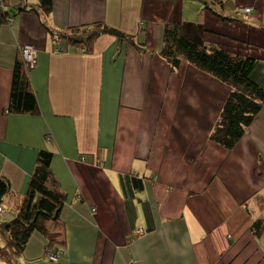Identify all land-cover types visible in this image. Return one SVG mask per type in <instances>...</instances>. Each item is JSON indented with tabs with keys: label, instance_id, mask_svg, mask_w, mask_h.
<instances>
[{
	"label": "crops",
	"instance_id": "obj_1",
	"mask_svg": "<svg viewBox=\"0 0 264 264\" xmlns=\"http://www.w3.org/2000/svg\"><path fill=\"white\" fill-rule=\"evenodd\" d=\"M21 3L37 0H10ZM39 14L18 13L0 29V178L10 184L0 264H264V240L251 231L264 194V110L226 150L210 137L231 88L159 56L167 24L199 23L206 46L255 60L252 78L264 87V0H53V30L104 22L145 52L104 35L83 53L57 43ZM26 45L36 51L38 112L13 115V68ZM41 150L54 154L66 197L59 224H49L65 246L52 254L34 233L10 256L1 226L15 218ZM120 175L145 179L129 207Z\"/></svg>",
	"mask_w": 264,
	"mask_h": 264
},
{
	"label": "trees",
	"instance_id": "obj_2",
	"mask_svg": "<svg viewBox=\"0 0 264 264\" xmlns=\"http://www.w3.org/2000/svg\"><path fill=\"white\" fill-rule=\"evenodd\" d=\"M0 4H2L0 29L6 23L12 22V18L18 13L34 12L40 15V12L41 17L44 18L43 26L48 29L57 43L65 41L74 49H81L91 54L94 52L97 40L101 36L109 35L121 43H128L137 50L146 51L145 46L138 44L134 36L104 22L69 27L62 31L53 30L46 23L53 13V0H37V3L31 6L21 3L17 7H12L10 0H0ZM205 33V27L199 23L167 24L159 56L172 69H178L183 62H188L231 88L221 121L210 137L211 141L231 151L242 139L246 129L252 125L257 115L264 110V87L258 85L252 78L255 60L233 56L221 48L206 46ZM31 68L20 53L13 68L7 110L9 114L30 116L38 112V102L29 75ZM53 157L54 154L48 150H41L38 153L37 165L29 181L28 191L24 197L16 200V206L13 205V210L16 212L15 218L1 226L2 231L8 236L7 249L10 256H20L34 233H39L46 238L48 251L52 254L59 252V248L65 246L62 233L54 231L52 226H49L50 223L59 224L66 201L52 174ZM120 187L126 206L129 207L138 194L144 191L145 179L120 175ZM9 201L10 184L8 180L0 178V206ZM251 231L256 238H262L264 230L261 221H255ZM54 248L57 250L51 251Z\"/></svg>",
	"mask_w": 264,
	"mask_h": 264
},
{
	"label": "built area",
	"instance_id": "obj_3",
	"mask_svg": "<svg viewBox=\"0 0 264 264\" xmlns=\"http://www.w3.org/2000/svg\"><path fill=\"white\" fill-rule=\"evenodd\" d=\"M242 11L246 15H251L253 12L252 8H246V9H243ZM20 50H21L20 51L21 56L23 57L24 61L26 63H28L33 68L35 66V63H36V51H35V49L30 45H26V46H23ZM81 52H84V51L82 50ZM4 212H5V206L2 205V206H0V214L4 213ZM51 260L56 261L57 256H51Z\"/></svg>",
	"mask_w": 264,
	"mask_h": 264
},
{
	"label": "rangeland",
	"instance_id": "obj_4",
	"mask_svg": "<svg viewBox=\"0 0 264 264\" xmlns=\"http://www.w3.org/2000/svg\"><path fill=\"white\" fill-rule=\"evenodd\" d=\"M2 6V4H0V7ZM258 214H259V221H261L262 223V226H263V230H264V194L261 195L259 198H258ZM262 238L264 240V232L262 234Z\"/></svg>",
	"mask_w": 264,
	"mask_h": 264
},
{
	"label": "water",
	"instance_id": "obj_5",
	"mask_svg": "<svg viewBox=\"0 0 264 264\" xmlns=\"http://www.w3.org/2000/svg\"><path fill=\"white\" fill-rule=\"evenodd\" d=\"M11 13L13 14V13H14V11L12 10V11H11Z\"/></svg>",
	"mask_w": 264,
	"mask_h": 264
}]
</instances>
